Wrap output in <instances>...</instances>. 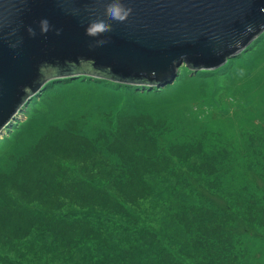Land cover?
<instances>
[{"label":"trees","instance_id":"obj_1","mask_svg":"<svg viewBox=\"0 0 264 264\" xmlns=\"http://www.w3.org/2000/svg\"><path fill=\"white\" fill-rule=\"evenodd\" d=\"M164 129L150 115H119L94 138L76 124L51 126L0 171V264H92V259L100 264V256L134 263L130 255L138 262L189 264L159 235L158 213L164 203L154 183L162 181L173 194L194 177L206 180L203 192L195 194L192 204L171 207V218L186 233H196L193 247L205 253L207 264H215L213 254L222 259L221 254L234 252L225 229L235 220L232 207H216L212 200L207 206L195 204L207 200L203 193L221 189L216 181L226 153L210 156L201 143L162 151L158 134ZM256 208L251 205L245 213L251 224Z\"/></svg>","mask_w":264,"mask_h":264},{"label":"rangeland","instance_id":"obj_2","mask_svg":"<svg viewBox=\"0 0 264 264\" xmlns=\"http://www.w3.org/2000/svg\"><path fill=\"white\" fill-rule=\"evenodd\" d=\"M225 66L222 72L198 73L183 64L176 70L173 84L152 91L100 77L103 80L75 79V75L51 79L0 134V171L12 166L51 126L76 124L80 132L94 138L107 131L110 119L119 115H150L165 124L158 134L162 151L176 144L201 143L210 156L226 153L220 158L216 181L221 189L214 195L203 193L207 200L195 203L207 206L212 200L216 207L231 206L235 214L234 222L225 227L233 238L234 252L221 254L222 259L213 254V262L264 264V33ZM204 182V178L194 177L173 194L164 190L162 181L154 183L164 203L158 213L159 235L189 264H207L209 259L194 249L196 233H186L171 218V207L194 203ZM254 204L257 208L251 224L245 213ZM220 251L216 245L215 252ZM129 253L124 250L125 255ZM130 257L134 263L120 257L118 263L110 262L100 256V264H161L156 259L138 262L136 256ZM91 263L98 262L92 259Z\"/></svg>","mask_w":264,"mask_h":264},{"label":"water","instance_id":"obj_3","mask_svg":"<svg viewBox=\"0 0 264 264\" xmlns=\"http://www.w3.org/2000/svg\"><path fill=\"white\" fill-rule=\"evenodd\" d=\"M108 2L0 0V134L51 79L75 75L152 91L173 84L183 64L225 66L264 33V0H122L132 9L124 22L110 20L103 37L85 35L92 20L108 19ZM101 38L108 42L96 45Z\"/></svg>","mask_w":264,"mask_h":264},{"label":"clouds","instance_id":"obj_4","mask_svg":"<svg viewBox=\"0 0 264 264\" xmlns=\"http://www.w3.org/2000/svg\"><path fill=\"white\" fill-rule=\"evenodd\" d=\"M104 11L108 19L92 20L85 29V35L93 38L103 37L104 33L112 31V25L109 22L110 20L124 22L131 14L132 9L130 7H125L122 0H111V2L106 3ZM40 25L43 34H46L51 28L47 19L41 20ZM29 33L30 35H35V32L32 29H29ZM56 34L59 35L58 30ZM107 42L106 39H97L96 45H104ZM240 75H243V70H241Z\"/></svg>","mask_w":264,"mask_h":264}]
</instances>
